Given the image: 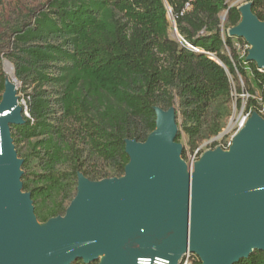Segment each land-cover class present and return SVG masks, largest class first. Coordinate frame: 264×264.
I'll list each match as a JSON object with an SVG mask.
<instances>
[{
    "label": "trees",
    "instance_id": "trees-1",
    "mask_svg": "<svg viewBox=\"0 0 264 264\" xmlns=\"http://www.w3.org/2000/svg\"><path fill=\"white\" fill-rule=\"evenodd\" d=\"M227 1L50 0L47 14L16 30L19 54L3 56L13 64L16 79L33 83L38 92L27 116L22 112L24 123L10 126V136L22 161L21 191L30 195L37 222L64 216L76 195L78 174L91 182L121 178L129 162L125 141H146L156 128L155 108L165 111L178 104L184 121L192 123L184 128L191 152L211 104L230 98V77L246 81L239 94L254 97L256 88L264 111V71L246 60L249 45L243 39L228 36L241 16ZM249 3L264 22V0ZM171 29L181 42L169 37ZM48 38L55 42L47 43ZM51 85L60 88V115L54 120L44 90ZM259 109L250 98L246 111L260 115ZM179 137L177 132L174 142ZM21 142L27 144L25 153ZM87 158L95 162L92 168ZM67 163L70 171L62 169ZM186 264L202 263L190 254ZM235 264H264V253L255 250Z\"/></svg>",
    "mask_w": 264,
    "mask_h": 264
},
{
    "label": "water",
    "instance_id": "water-1",
    "mask_svg": "<svg viewBox=\"0 0 264 264\" xmlns=\"http://www.w3.org/2000/svg\"><path fill=\"white\" fill-rule=\"evenodd\" d=\"M227 31L250 47L246 60L264 71V22L251 4ZM0 101V264H137L186 254L202 264H235L264 253V119L253 113L228 150L205 152L186 166L174 107L155 108L156 128L144 143L125 141L121 178L91 182L77 175L64 216L38 223L22 193L10 126L23 124L15 91ZM104 257L103 260L101 258Z\"/></svg>",
    "mask_w": 264,
    "mask_h": 264
},
{
    "label": "rangeland",
    "instance_id": "rangeland-1",
    "mask_svg": "<svg viewBox=\"0 0 264 264\" xmlns=\"http://www.w3.org/2000/svg\"><path fill=\"white\" fill-rule=\"evenodd\" d=\"M50 0H2L0 3V75L4 86H10L15 91V96L17 98V105L22 108V112L27 116V109L29 102L35 97L38 92V89L33 83L28 81H18L15 77V68L13 64L3 56V54H19L17 41H15V32L18 29H22L24 26H33L35 18H39V13H48L47 4ZM249 3V0H228L226 2L228 7H236ZM168 20L173 26V18L171 12L168 9ZM220 23L223 25L226 19V12H222L220 15ZM169 37L173 40L181 42V38L178 34L171 29L169 31ZM55 42L53 38H48L47 43ZM251 50L249 46L248 51ZM232 83V92L228 100H219L211 104L209 113L207 117L203 120L202 126L198 135L195 137L196 150L191 152V140L184 132L185 127L191 126V122H185L182 115L181 109H179L178 104L174 106L175 113L177 115L176 125L177 132L180 134L178 144L182 146V151H185L186 157H190L193 153H196V160H198L205 152L212 151L220 141V144L227 143L230 140L231 133H229L228 126L231 123L232 118L237 117L241 110L246 113L245 109L248 104V98L243 97L242 94H239V88L246 87V81L237 76L236 80H233L230 77ZM251 77H249V82ZM5 89V87H4ZM4 89L0 92V101L2 100V95ZM44 90H47V95H50V103L53 110L51 114V119H57L60 115L58 105L56 103L57 93L60 88L55 86H46ZM254 95L258 96V91L254 88ZM246 94V93H245ZM259 116V115H258ZM264 119L263 117L259 116ZM35 142V141H33ZM82 147H79L80 150ZM215 148V149H214ZM19 149L22 153H25L28 148L25 142H21ZM220 149V148H219ZM222 150V149H221ZM199 151V152H198ZM198 153V154H197ZM87 153H83V158L86 157ZM187 166L189 160H182ZM87 166L92 168L93 163L88 158L86 160ZM192 164V163H190ZM32 167L37 170V161L34 160L31 163ZM98 167L104 172H109L108 166L104 163H99ZM65 171H70L71 167L67 163L62 167ZM39 223V222H38ZM41 224V223H40ZM185 258L182 257L181 260ZM179 261V263L181 262Z\"/></svg>",
    "mask_w": 264,
    "mask_h": 264
},
{
    "label": "bare ground",
    "instance_id": "bare-ground-1",
    "mask_svg": "<svg viewBox=\"0 0 264 264\" xmlns=\"http://www.w3.org/2000/svg\"><path fill=\"white\" fill-rule=\"evenodd\" d=\"M254 97H257V96H254ZM245 111H246V109H245ZM241 115H238L237 117H233L232 118V120H231V123H230V125L228 126V130H229V133H231V136H230V140H228L227 141V143H231V139H233L234 138V136L239 132V131H241L243 128H244V126H245V124H246V122L248 121V119L251 117V115H252V112H247L246 111V113H244L243 112V109L241 110ZM257 115H259V114H257ZM260 116V115H259ZM220 141H222V140H219V144L218 145H222V144H220ZM218 145H217V147L216 148H218ZM199 152V151H198ZM195 153V152H194ZM198 154V153H197ZM190 254H186L184 257L185 258H183L182 260H184V264H186V261H187V259H188V256H189ZM104 259V257H102L101 258V260H103ZM137 264H141V262H137ZM179 264V263H178Z\"/></svg>",
    "mask_w": 264,
    "mask_h": 264
},
{
    "label": "built area",
    "instance_id": "built-area-1",
    "mask_svg": "<svg viewBox=\"0 0 264 264\" xmlns=\"http://www.w3.org/2000/svg\"><path fill=\"white\" fill-rule=\"evenodd\" d=\"M249 48V47H248ZM246 97L248 98L247 100H249L250 98L255 100L257 102V105L260 107V116L261 117H264V111H261V99H259V97H250L247 93H243L242 96L243 97ZM252 114H253V111H252ZM241 115V113L239 114ZM232 140L231 139V143H223L222 145H218V148L226 151L229 149V147L231 146L232 144ZM187 159L189 160V163H194L195 161H197L196 159V153H193L192 156H188ZM137 262H141V264H168V262L165 260V259H162V258H154L153 260L151 259H139Z\"/></svg>",
    "mask_w": 264,
    "mask_h": 264
}]
</instances>
